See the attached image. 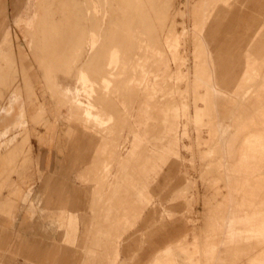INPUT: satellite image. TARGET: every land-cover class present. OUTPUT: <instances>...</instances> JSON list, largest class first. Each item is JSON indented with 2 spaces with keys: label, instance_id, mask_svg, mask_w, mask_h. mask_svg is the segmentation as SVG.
Here are the masks:
<instances>
[{
  "label": "rangeland",
  "instance_id": "rangeland-1",
  "mask_svg": "<svg viewBox=\"0 0 264 264\" xmlns=\"http://www.w3.org/2000/svg\"><path fill=\"white\" fill-rule=\"evenodd\" d=\"M201 4L202 0H35L37 15L26 29L29 39L24 37L22 25L16 26L15 21L17 17H30L32 8L23 0H6L5 6L0 4L11 36L17 37L13 41L15 49L20 47L24 51L25 55L18 50L26 74L22 76L18 68L16 77L5 75L10 67L6 65L4 50L0 51V130L10 131L9 117L5 114L11 110L18 130L16 152L20 151L16 158L3 157V162H16L18 172H12L11 177L16 180L22 174L25 181L22 191L31 189L30 199L36 211L35 218H27L29 203H22L19 196L13 210L15 220L9 228L15 233L14 243L25 235L30 241L42 242L43 250L49 248L48 239L35 235L40 233L38 229L23 227L24 218L34 223L46 201L51 203L48 207L53 206V195L59 188L43 189L46 178L61 182L66 170H79L91 159L90 146L94 140L68 133L69 128L74 129L73 119L82 118L83 122L91 123V118L85 116V105L91 104L93 112L96 106L100 110L103 100L114 98L121 106L124 94H132L133 99H127L130 104L122 108L126 111L131 107L137 101L143 79L154 74L158 65L155 57L166 53L169 39L177 37L184 42L189 37H202L198 26L207 13L200 11ZM177 48L190 67V43H180ZM41 57L44 60L40 61ZM15 59L19 65L18 58ZM42 65L63 70L65 75L58 72L55 78L41 77ZM258 69L259 74L254 72L236 92L227 94V101L243 107L261 96L259 90L264 89V76L260 75V66ZM89 70L96 75L91 72L89 75ZM15 81L17 87L9 94L10 85ZM7 95L10 97L4 102ZM259 99L250 113L243 114L241 108L240 126L228 124L216 142L218 149L225 137V156H218L217 151L200 156L195 147L196 132L191 125L187 127V135L181 137L180 157L171 156L166 160L178 163L182 173L169 175L164 168L151 183L154 204L150 210L153 212H146L135 228L123 234V252L117 264H145L153 252V243L169 233L171 223L176 220L185 222L176 225L179 227L176 233L186 234V248L192 250L189 258L197 259L196 264H264V95ZM41 104L46 111L36 117ZM163 124L167 125V121ZM230 131L235 132L232 141ZM254 133L261 134V139L242 148L245 139ZM201 137L205 141L207 134L203 132ZM199 148L204 151L207 147ZM125 150L126 146H122L120 151ZM30 157L34 166H30ZM75 176L76 171L69 174L71 181L80 186ZM38 199L42 205L37 203ZM50 231L59 239L60 231ZM76 249L68 264H82L81 248ZM173 253L179 264H186L179 249ZM5 254L0 259L2 264L12 258ZM13 260L24 264L21 256ZM95 263L91 258L90 264Z\"/></svg>",
  "mask_w": 264,
  "mask_h": 264
},
{
  "label": "crops",
  "instance_id": "crops-1",
  "mask_svg": "<svg viewBox=\"0 0 264 264\" xmlns=\"http://www.w3.org/2000/svg\"><path fill=\"white\" fill-rule=\"evenodd\" d=\"M23 2L32 8V15L17 17L15 25H22L23 35L28 38L26 29L34 22L35 0ZM5 3L6 0H0L2 6ZM200 11L207 13L202 25L198 26L202 29V37L182 38L184 42L177 37L169 39L166 53L155 57L158 65L154 74L143 79L137 101L131 107L128 106L126 111L122 108L133 99L132 94H124L121 106L114 98L103 100L100 110L96 106L92 116L98 118L97 122L93 118L88 124L82 118L80 121L73 119L74 129L69 128L68 133L94 140L90 146L91 159L79 170H66L61 182L46 178L43 189L59 188L53 195V206L48 207L51 203L46 201L34 223L30 224L24 218L23 227L38 229L40 233L35 235L49 240L47 250L41 248L42 242L30 241L25 235L13 242L15 233L9 228L15 220L13 210L19 196L22 203H29L27 218H35L36 211L30 199L31 189L22 191V184H25L22 174L17 175L16 180L11 177L12 172H18L16 162H3V157L16 158L20 154V151L16 152V120L11 116V110L5 114L6 118L9 117L10 131L0 130V259L7 255L5 253L12 257L6 264H16L13 260L16 256L23 257L24 264H68L70 255L75 254L78 247L81 248L82 264H90L91 258L96 260L95 264H117L123 252V234L135 228L146 212H153L150 210L154 204L151 183L164 168L169 175L182 173L178 163L166 160L171 156L180 157L181 137L187 135V127L191 125L196 132L195 147L200 156L210 151H217L218 156L226 155L225 137L219 148L215 147L226 126L236 123L240 126L241 108L243 114L250 113L249 110L257 107L256 101L264 95V89H260L261 96L259 94V98L243 107L226 99L227 94L236 92L254 72L259 74L258 66L262 71L260 75L264 76V0H202ZM11 34L6 15L0 12V51L4 50L6 65L10 67L4 74L16 77L20 68L22 76H26L18 50L25 55L24 51L20 47L15 49L13 41L17 37ZM43 41L45 43V39ZM187 42L191 46L190 67L186 66L185 58L177 48L180 43ZM15 58H18L19 65ZM40 67L41 77L55 78L58 72L65 75L63 70L51 69L47 65ZM10 86L9 94H12L17 81ZM8 96H4V102ZM45 111L41 104L36 117ZM26 113L28 117L29 108ZM164 121H167L165 126ZM240 131L239 127V134ZM203 132L207 134L205 141L201 137ZM234 138L235 132L230 131L229 140ZM201 145H206V150L202 151ZM122 146H126L123 153L120 151ZM30 163L34 166L32 158ZM75 171L80 186L69 177ZM51 179L56 183L50 184ZM39 202L42 205V200L38 199ZM181 223L185 222H172L169 233L158 243H153V252L145 264H179L174 249H179L185 256L186 264L197 263V259L189 258L192 250L186 248V234L178 236L176 233L179 228L176 225ZM52 229L60 231L59 239L51 234ZM60 246L69 248L62 250Z\"/></svg>",
  "mask_w": 264,
  "mask_h": 264
},
{
  "label": "bare ground",
  "instance_id": "bare-ground-1",
  "mask_svg": "<svg viewBox=\"0 0 264 264\" xmlns=\"http://www.w3.org/2000/svg\"><path fill=\"white\" fill-rule=\"evenodd\" d=\"M33 15H34L33 17H35L37 14L34 13ZM256 74H257V72H255V75ZM91 111H92V105L91 104L85 105V110H84L85 116L88 115L90 118H93L95 121H97L98 118L95 117V116H92V112ZM259 139H261V134H258V133L251 134L250 137L245 139V141L242 143V145H243L242 148L247 147V146H249L251 144L257 143L259 141Z\"/></svg>",
  "mask_w": 264,
  "mask_h": 264
}]
</instances>
